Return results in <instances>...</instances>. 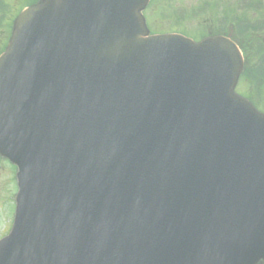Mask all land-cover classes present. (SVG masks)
Wrapping results in <instances>:
<instances>
[{
    "label": "water",
    "instance_id": "95a60500",
    "mask_svg": "<svg viewBox=\"0 0 264 264\" xmlns=\"http://www.w3.org/2000/svg\"><path fill=\"white\" fill-rule=\"evenodd\" d=\"M147 3L40 0L17 20L0 58L19 187L0 264H163L169 238L206 264L264 260V132L231 93L238 52L211 40L217 81L195 86L206 66L148 38ZM193 189L218 203L192 226Z\"/></svg>",
    "mask_w": 264,
    "mask_h": 264
},
{
    "label": "rangeland",
    "instance_id": "374dc122",
    "mask_svg": "<svg viewBox=\"0 0 264 264\" xmlns=\"http://www.w3.org/2000/svg\"><path fill=\"white\" fill-rule=\"evenodd\" d=\"M14 2L15 0H10ZM201 0H152V4L150 8L146 11L147 12V19H148V26L150 32L158 30L161 31L160 33L171 32L169 29L171 26L178 25V22H175L173 18L174 12L178 8H185L188 10L191 7H197ZM219 1V0H218ZM239 0H221L223 6H226V10H234L233 6ZM252 4H255V8L257 9L258 13L251 14L248 18L251 22L253 20H258L259 18L262 20L261 17H264V0H251ZM247 7V6H246ZM245 7V8H246ZM232 14V13H231ZM263 14V15H262ZM214 15V14H213ZM213 15H209L208 12H204L198 19H203L204 22L201 25H198L197 21L193 18H189V21L183 22L181 32H188L195 36L197 39H200L199 32H202L204 27V23L208 25V28H212L211 24L214 20ZM264 21V20H263ZM202 23V21H200ZM235 30V29H234ZM237 38H239L236 35ZM243 41L245 44V48H243L244 55L252 62H255L257 58H259L258 50V43L262 42V35H258L256 37L250 36L249 33H246V37L243 36ZM243 45V44H242ZM258 53V54H257ZM256 88L254 82L249 75H245L239 80L236 92L241 96L249 95L252 93ZM260 90L264 92V85L261 87ZM264 95H262V102L258 104V106L264 109ZM16 194V171L15 168L8 163L0 159V238L3 236L4 232L7 231L10 223H11V216L14 212V197Z\"/></svg>",
    "mask_w": 264,
    "mask_h": 264
},
{
    "label": "flooded vegetation",
    "instance_id": "af4514ba",
    "mask_svg": "<svg viewBox=\"0 0 264 264\" xmlns=\"http://www.w3.org/2000/svg\"><path fill=\"white\" fill-rule=\"evenodd\" d=\"M7 5L6 0H0V48L5 44L7 33Z\"/></svg>",
    "mask_w": 264,
    "mask_h": 264
},
{
    "label": "trees",
    "instance_id": "16d2710c",
    "mask_svg": "<svg viewBox=\"0 0 264 264\" xmlns=\"http://www.w3.org/2000/svg\"><path fill=\"white\" fill-rule=\"evenodd\" d=\"M263 15V14H262ZM250 15H246V18L248 19V17H249ZM262 18V20H264V17H261ZM249 21V20H248ZM263 29V27L262 26H258V27H251V26H247V32H249V35L252 37V36H254V37H256L257 35H262V40H264V30L262 31V33H258V32H260L261 30ZM252 32V33H251ZM254 32H256L257 34H255ZM256 35V36H255ZM263 47H264V45H263ZM264 50V49H263ZM264 54V53H263ZM262 62H264V55H263V58H262ZM262 66H263V64H262ZM261 71V69H257L255 72L256 73H254V75H258L259 74V72Z\"/></svg>",
    "mask_w": 264,
    "mask_h": 264
}]
</instances>
